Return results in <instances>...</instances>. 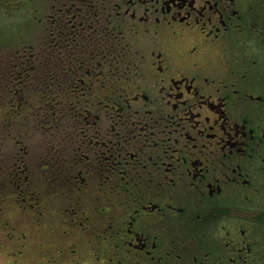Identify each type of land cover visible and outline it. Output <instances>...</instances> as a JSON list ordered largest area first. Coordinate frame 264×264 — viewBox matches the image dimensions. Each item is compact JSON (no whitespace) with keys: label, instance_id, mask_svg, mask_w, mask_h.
I'll use <instances>...</instances> for the list:
<instances>
[{"label":"flooded vegetation","instance_id":"af4514ba","mask_svg":"<svg viewBox=\"0 0 264 264\" xmlns=\"http://www.w3.org/2000/svg\"><path fill=\"white\" fill-rule=\"evenodd\" d=\"M13 196L12 264H264V0H0Z\"/></svg>","mask_w":264,"mask_h":264},{"label":"rangeland","instance_id":"374dc122","mask_svg":"<svg viewBox=\"0 0 264 264\" xmlns=\"http://www.w3.org/2000/svg\"><path fill=\"white\" fill-rule=\"evenodd\" d=\"M14 198L15 196L6 202H0V226L8 223L6 228L0 227V248L2 247L0 249V264H12L13 261L7 260L6 255L4 256L3 253L21 250V248L9 242H34L36 239V233L32 232V226L28 222V218L20 211L18 205L13 201ZM23 236L27 238L24 239ZM6 241L8 242L7 244L5 243Z\"/></svg>","mask_w":264,"mask_h":264}]
</instances>
